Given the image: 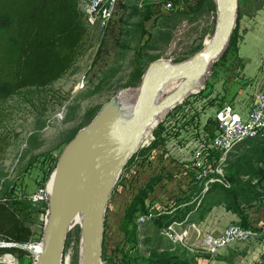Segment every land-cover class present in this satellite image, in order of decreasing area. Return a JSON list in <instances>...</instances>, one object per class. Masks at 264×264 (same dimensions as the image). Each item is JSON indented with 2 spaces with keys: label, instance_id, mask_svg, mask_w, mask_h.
<instances>
[{
  "label": "rangeland",
  "instance_id": "obj_1",
  "mask_svg": "<svg viewBox=\"0 0 264 264\" xmlns=\"http://www.w3.org/2000/svg\"><path fill=\"white\" fill-rule=\"evenodd\" d=\"M167 2L173 3L172 12L165 11L163 5ZM124 8L118 29L109 36L97 29L89 32L73 68L60 80L45 89L22 91L0 101V202L6 203L32 232V242L41 244L50 210L49 183L62 153L77 133L121 95L125 118L130 119L150 65L158 59L176 65L194 58L210 45L218 25L217 0H127ZM257 78L261 81L264 78V0H238L231 38L219 58L203 71L197 86L198 90L201 85L204 89L197 95L187 94L183 104L166 113L154 130L157 141L153 147L165 134L176 137L173 123L183 111L197 115L202 126L206 122L210 124L216 108L233 102L232 96ZM180 84H165L163 88L169 92L165 91L157 104L177 91ZM170 145L174 146L172 142ZM249 145L244 148L247 150ZM141 146L138 151L144 159L151 152L141 150ZM158 148L159 159L155 157L151 164H143V172L137 171L134 177L129 172L132 156L126 164L127 181L117 183L113 189L105 208L102 264H115L108 251L113 250L119 229L126 236L123 222L118 228L125 216H122L124 206L143 194L146 202L148 191L161 182V177L154 176V165L159 162L163 170L171 167L165 161L163 149ZM245 149L242 147L233 155L241 156ZM234 159L232 156L231 161ZM260 167L264 171V164ZM251 186L257 202L240 207L243 218L246 211L264 204V177L253 179ZM38 188H44L45 193L35 201ZM215 195H209L204 206L210 201L215 204ZM188 213L185 208L175 215L184 220ZM134 225L135 242L130 244L134 256L128 258V264H152L166 257L188 260L180 243L167 240L154 223L139 226L135 221ZM83 234L80 225L70 230L63 245L61 264L68 258L71 264L83 263ZM257 252L255 258L252 255L219 264H264V240ZM27 255L19 257L25 264H32Z\"/></svg>",
  "mask_w": 264,
  "mask_h": 264
},
{
  "label": "built area",
  "instance_id": "obj_2",
  "mask_svg": "<svg viewBox=\"0 0 264 264\" xmlns=\"http://www.w3.org/2000/svg\"><path fill=\"white\" fill-rule=\"evenodd\" d=\"M126 1L77 0L78 10L82 14L88 33H94V30L97 29L102 32V35L109 36L116 31L119 27L117 22L122 17ZM163 7L165 11L169 12L174 9V5L171 2H167ZM204 87L202 86L194 94L200 93ZM186 96L175 105L183 104L187 98ZM231 99L233 102L225 103L221 107L216 108L212 116L214 126L210 131L207 122L202 126L198 123L197 115L185 110L177 116L173 123L174 131H176L173 135L176 137H167L168 134H165L162 139H158V144L153 147V144L157 141L153 131L152 138L141 143V150L151 152L149 156L146 155L145 161H152L155 157L159 159L161 150L156 149H159L158 147L163 149L165 161L171 166L164 170L169 175H172L168 180L173 182L176 179L174 175H176L177 179H180L179 184L185 181L189 188L195 189L193 192V197L195 198L193 201L194 209H198L203 205L209 192L215 187H231L228 165L234 152L247 141L259 138L264 139V78L262 81L258 78L252 80L250 84L248 83L245 88L238 91ZM170 142L174 146H171ZM149 148L150 150H147ZM133 156L134 160L129 172L134 177L138 167L144 162L145 158L141 159L140 151L138 150ZM157 165L159 166V162ZM127 171L128 167L125 166L117 183L127 181ZM167 177L165 174L162 179ZM157 188L164 189L165 187L159 182L149 190L145 202V211L139 213L136 218L139 226L153 223L166 214L165 210L158 207V201L154 197ZM43 193H45L44 188H38L34 195L35 201L42 199ZM187 221L188 217L184 220L176 217L164 226L160 233L167 240L175 244L179 242L180 245L194 252L195 249H190L186 244L189 232ZM262 233H264V222L260 223L258 227L252 223L245 226L241 221L233 222L227 225L220 234L211 232L203 234L200 232L196 239L199 241L200 247L196 249L210 256H216L228 246L261 240L263 238ZM113 242V250L111 248L108 252L112 253L110 256L115 264H122L125 255L134 254L124 234H119ZM37 244L38 242L32 241L28 243L10 241L0 235V264H25L24 259L19 257V251L21 250L26 251L29 254L26 257L31 259L32 264H35L38 256L34 252L33 247Z\"/></svg>",
  "mask_w": 264,
  "mask_h": 264
},
{
  "label": "water",
  "instance_id": "obj_3",
  "mask_svg": "<svg viewBox=\"0 0 264 264\" xmlns=\"http://www.w3.org/2000/svg\"><path fill=\"white\" fill-rule=\"evenodd\" d=\"M237 9L238 0H217L218 25L207 48L180 64L170 65L158 59L150 65L134 106L130 128L113 133L108 117L98 113L67 145L54 173L44 250L35 264H60L65 239L81 211L89 215L83 227L87 240L86 264H101L106 208L102 204L104 186L113 175L118 173L119 178L138 150L144 133L161 111L162 105L156 104V96L163 86L181 82V87H185L195 80L200 70L219 58L235 28ZM186 93L184 90L173 92L167 97V105L174 106Z\"/></svg>",
  "mask_w": 264,
  "mask_h": 264
},
{
  "label": "trees",
  "instance_id": "obj_4",
  "mask_svg": "<svg viewBox=\"0 0 264 264\" xmlns=\"http://www.w3.org/2000/svg\"><path fill=\"white\" fill-rule=\"evenodd\" d=\"M88 34L77 0H0V101L22 91L45 89L60 80L73 68ZM213 126L211 121L209 131ZM249 143L246 150L244 146ZM242 147L246 152L241 156L232 155L235 159L231 161V158L228 165L231 187L217 186L208 196L216 194L215 204H225L248 226L239 210L241 206L257 202L250 188H253V179L264 177L260 167L264 164V139L247 141L239 149ZM245 177H248L246 181ZM143 196L133 199L122 219L130 244L135 242L136 218L145 211ZM191 210L187 208L188 212ZM174 218L175 214L166 218L167 223ZM161 220L154 222L160 230L167 224ZM0 235L10 241L28 243L33 234L6 203L0 202ZM26 254L19 251L20 257ZM184 254L188 257L187 251ZM133 256L125 255L124 264ZM185 260L179 261L190 264L189 257ZM179 261L166 257L152 264H181Z\"/></svg>",
  "mask_w": 264,
  "mask_h": 264
},
{
  "label": "crops",
  "instance_id": "obj_5",
  "mask_svg": "<svg viewBox=\"0 0 264 264\" xmlns=\"http://www.w3.org/2000/svg\"><path fill=\"white\" fill-rule=\"evenodd\" d=\"M249 56L253 57L255 56V54ZM250 66H248L247 69H249ZM149 162L151 164V161L142 162V164L137 169L139 171V174L143 172L142 165ZM146 167L149 168L147 165ZM153 171L155 174L154 176L161 177V183L165 187L164 189L157 188L154 197L158 201V207L162 208L167 212L165 215L160 217L158 221L162 218L161 222H163L164 220L166 224L168 222L166 218H168L170 215L172 216L176 214L177 211L183 210L185 208H193L194 205L193 201L195 200V198L193 197L194 195L193 192L195 191V189L189 188L186 185L185 181L179 184L180 179H177L178 177L176 175H174L176 179L173 182L168 180L172 177V175L166 173V171L163 170L162 166L154 165ZM165 174L168 177L166 179H162ZM208 197L206 198V200H204L203 205L200 208L198 209L193 208L188 213L187 224L189 226L187 228L189 229V232H188V239L186 241V244L190 249L192 250L195 249V250L193 252L182 245L181 247L185 249V251H187L188 257L190 258V264H219V263H227V261H231L235 259L242 260L243 257L248 258L249 256L252 255L253 258H255V256L258 257V252H257L258 245L263 241L264 233H262L263 238L261 240L250 241L245 244L228 246L216 256H210L196 249L200 247L199 241L196 240L200 232H202L203 234L205 232L220 234L222 230L230 223L240 222L242 220L241 216H239L238 213L234 212L231 209H228L224 204L212 205L210 201L207 206L206 205L204 206V203L206 204L209 201ZM132 201L133 198L131 202ZM129 204L127 205L125 204L126 206H124L125 209H123L122 216L125 215L127 206ZM245 219L248 222V224L252 223L257 227L260 225V223L262 224L264 222V204L260 205L258 209H252L251 211H246ZM121 223L122 221L118 225V228L121 225ZM119 234L121 235L123 234L120 229H119Z\"/></svg>",
  "mask_w": 264,
  "mask_h": 264
},
{
  "label": "bare ground",
  "instance_id": "obj_6",
  "mask_svg": "<svg viewBox=\"0 0 264 264\" xmlns=\"http://www.w3.org/2000/svg\"><path fill=\"white\" fill-rule=\"evenodd\" d=\"M203 71L204 70H200V72H198L197 77L195 78V80L192 83L185 84V87L182 86L184 88L180 87L178 90H184L185 93L187 92L186 94H188V93H193V94L197 93V90H198L197 86H198L199 82L202 80ZM200 88H201V86H200ZM165 91H166V93L169 92V90H166L165 87H164L157 94V96H156V104H157V100L159 99V97L162 96ZM177 91H175V92H177ZM123 99H124V96H122V95L119 96L118 98L114 99L112 103H110V104L106 105L104 108H102V110L99 112V113H102V115L108 117L109 124H110V131L113 132V133H121V132L125 131L126 129L130 128L132 126V124H133V119H134L133 111L134 110L132 111V113L130 115V119L125 118V113H124V111L122 109V101H123ZM162 100H163V98L160 99V102ZM157 105H159V106L162 105L160 107L161 111H159L158 115L153 120V123L148 127V129L144 133V135H143V137L141 139V143H143L147 139H150V134H152V136H153V132L152 131L157 129L159 124L163 121V118L166 115V113L169 110H171V107H173V106L169 107L167 105V98L164 99L161 104H157ZM152 136H151V138H152ZM117 178H118V173L113 175L112 178L104 186V197L102 199L103 208H105V206L107 207V205H108V200H109L110 196L113 194V189L115 188V186L117 184ZM53 179H54V175L52 176V178L50 180V183H49L48 197H50L51 192H52ZM50 213H51V210H49V212H48V217H47L48 219L46 220L47 222L50 219V215H51ZM88 218H89L88 212L81 211L80 214L74 220L73 225H72V228L75 225H80L82 227V230H83V233H84L83 234V242L86 244V246L84 244V249H83V252H82L83 253V263L82 264H86V259H87V240H86V237H85V232H84L83 227H84L85 222L88 220ZM33 250L37 254L38 257H40L43 254V250H44L43 239L41 241V244L38 243L37 245H35V247H33ZM61 261H62V259H61ZM60 264H61V262H60ZM65 264H71L70 263V258L67 259Z\"/></svg>",
  "mask_w": 264,
  "mask_h": 264
}]
</instances>
